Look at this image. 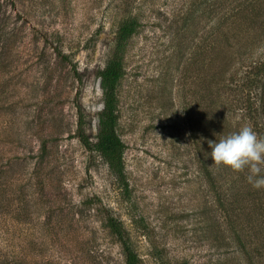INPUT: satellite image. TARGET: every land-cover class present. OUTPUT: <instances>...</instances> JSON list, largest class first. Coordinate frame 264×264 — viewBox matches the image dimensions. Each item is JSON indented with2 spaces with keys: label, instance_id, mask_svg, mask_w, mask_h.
Here are the masks:
<instances>
[{
  "label": "rangeland",
  "instance_id": "374dc122",
  "mask_svg": "<svg viewBox=\"0 0 264 264\" xmlns=\"http://www.w3.org/2000/svg\"><path fill=\"white\" fill-rule=\"evenodd\" d=\"M127 14L119 178L76 130ZM2 104L0 264H125L107 215L138 264H264V188L208 144L264 136V0H0Z\"/></svg>",
  "mask_w": 264,
  "mask_h": 264
},
{
  "label": "trees",
  "instance_id": "16d2710c",
  "mask_svg": "<svg viewBox=\"0 0 264 264\" xmlns=\"http://www.w3.org/2000/svg\"><path fill=\"white\" fill-rule=\"evenodd\" d=\"M136 26L137 19L130 14L124 15L119 19L112 52L103 68L98 71L103 105L98 115L99 129L96 134L95 143L92 144L82 130L83 124L81 119L77 122L76 130L81 143L86 148H94L119 178L123 177L124 143L117 132L116 86L123 75V53L129 38L136 30ZM65 57V55L62 56V58ZM73 70L77 74L75 66H73ZM11 105L3 108L2 104L0 109L11 108ZM45 147L46 143L43 142L41 145L42 150H45ZM104 224L119 242L125 264H138L139 257L132 247L122 222L113 215H107Z\"/></svg>",
  "mask_w": 264,
  "mask_h": 264
},
{
  "label": "clouds",
  "instance_id": "9594fccd",
  "mask_svg": "<svg viewBox=\"0 0 264 264\" xmlns=\"http://www.w3.org/2000/svg\"><path fill=\"white\" fill-rule=\"evenodd\" d=\"M211 158L216 166H226L235 172L248 169L247 182L255 189L264 188V136L248 125L217 141H208Z\"/></svg>",
  "mask_w": 264,
  "mask_h": 264
}]
</instances>
